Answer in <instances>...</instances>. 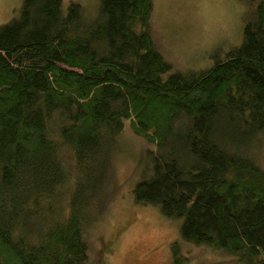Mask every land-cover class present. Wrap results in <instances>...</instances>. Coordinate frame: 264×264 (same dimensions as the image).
<instances>
[{"label": "trees", "instance_id": "16d2710c", "mask_svg": "<svg viewBox=\"0 0 264 264\" xmlns=\"http://www.w3.org/2000/svg\"><path fill=\"white\" fill-rule=\"evenodd\" d=\"M63 1L20 0L0 25V264H98L87 229L120 202L126 126L144 141L130 201L186 244L264 264V0L237 45L182 71L150 30L154 0H96L94 17Z\"/></svg>", "mask_w": 264, "mask_h": 264}, {"label": "rangeland", "instance_id": "374dc122", "mask_svg": "<svg viewBox=\"0 0 264 264\" xmlns=\"http://www.w3.org/2000/svg\"><path fill=\"white\" fill-rule=\"evenodd\" d=\"M70 1L80 3L87 16H95L96 0H64L63 6ZM19 4L20 0H0V25L10 21ZM250 4L249 0H154L150 30L164 51L160 53L169 56L172 71L207 68L214 62L213 56L240 42L243 13ZM116 141L121 149L111 153L109 191L120 202L112 201L87 229V242L97 263L172 264L174 241L179 242L181 258L187 261L184 264L233 262L227 255L180 241L178 223L162 217L155 208L130 201V190L139 180L143 163L137 153L144 141L128 126ZM260 147L252 153L264 166V144ZM238 264H244L243 260Z\"/></svg>", "mask_w": 264, "mask_h": 264}]
</instances>
